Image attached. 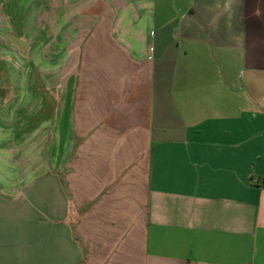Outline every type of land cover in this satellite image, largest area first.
Masks as SVG:
<instances>
[{
    "label": "crops",
    "instance_id": "crops-1",
    "mask_svg": "<svg viewBox=\"0 0 264 264\" xmlns=\"http://www.w3.org/2000/svg\"><path fill=\"white\" fill-rule=\"evenodd\" d=\"M56 2L28 113L0 59V264H264V0L0 6Z\"/></svg>",
    "mask_w": 264,
    "mask_h": 264
},
{
    "label": "rangeland",
    "instance_id": "rangeland-1",
    "mask_svg": "<svg viewBox=\"0 0 264 264\" xmlns=\"http://www.w3.org/2000/svg\"><path fill=\"white\" fill-rule=\"evenodd\" d=\"M1 8L2 7L0 6V53L3 55H0V59L5 56V50L9 51V54L11 53L10 51L12 50L8 46H15L13 50L18 55H12L19 60L21 68L19 70H14L12 73L7 69L5 75L8 76L9 79L11 77L14 79L18 78L20 82H23L21 85L23 87L20 88L19 111L21 114H25L28 113V107L33 104L32 100L28 98V95L30 94L28 91H32L29 88V81H36L38 85L39 82H44L46 75L49 76V74L46 73L52 72L54 79L53 82H58V71L60 70L61 60L59 52L60 45L63 43V41L60 40L61 28L63 31L67 30L68 32H75L77 24L69 23L68 25H64L60 23V8L58 2L51 6L50 11L45 7L37 6L36 9L34 8L36 14L33 18L34 21L30 19V22H28V18L26 20L27 22H23L21 19L20 23L16 24L5 22V19H9L5 18L6 15L1 13ZM45 9H47V11L44 14ZM2 10H4V13L9 11V9H5V7H3ZM16 36L19 37L18 41L15 40ZM72 39L73 41H69L67 45L69 51V64L72 60V56L70 55L72 48H74L78 42L74 40L75 38ZM63 47H65V45ZM64 64H66V62H64ZM9 68L11 69V67ZM56 94L58 95V93ZM39 156L40 155L36 158H39Z\"/></svg>",
    "mask_w": 264,
    "mask_h": 264
}]
</instances>
